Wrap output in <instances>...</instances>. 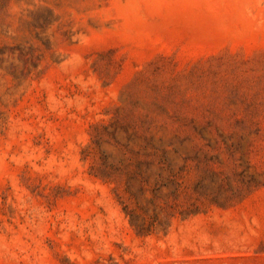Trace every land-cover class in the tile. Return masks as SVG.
<instances>
[{
  "label": "rangeland",
  "instance_id": "1",
  "mask_svg": "<svg viewBox=\"0 0 264 264\" xmlns=\"http://www.w3.org/2000/svg\"><path fill=\"white\" fill-rule=\"evenodd\" d=\"M0 264H264V0H0Z\"/></svg>",
  "mask_w": 264,
  "mask_h": 264
}]
</instances>
